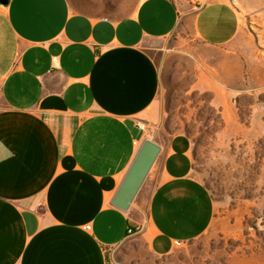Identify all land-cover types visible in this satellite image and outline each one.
Instances as JSON below:
<instances>
[{"label":"crops","instance_id":"obj_1","mask_svg":"<svg viewBox=\"0 0 264 264\" xmlns=\"http://www.w3.org/2000/svg\"><path fill=\"white\" fill-rule=\"evenodd\" d=\"M240 29L230 0H142L122 18L70 0L0 4V264H110L133 237L163 258L205 235L216 204L186 135L155 140L129 211L113 200L152 140L137 125L162 87L149 43L191 30L223 47Z\"/></svg>","mask_w":264,"mask_h":264},{"label":"rangeland","instance_id":"obj_2","mask_svg":"<svg viewBox=\"0 0 264 264\" xmlns=\"http://www.w3.org/2000/svg\"><path fill=\"white\" fill-rule=\"evenodd\" d=\"M70 1L90 15L122 18L142 0ZM230 2L241 29L229 45L208 47L191 30L149 43L162 87L151 116L139 120L154 141L190 138L194 172L216 204L214 223L163 258L130 238L111 251L110 264H264V0Z\"/></svg>","mask_w":264,"mask_h":264},{"label":"water","instance_id":"obj_3","mask_svg":"<svg viewBox=\"0 0 264 264\" xmlns=\"http://www.w3.org/2000/svg\"><path fill=\"white\" fill-rule=\"evenodd\" d=\"M9 1L0 0V4L8 5ZM160 153L161 147L154 140L147 139L144 142L113 200L114 206L123 211L131 209Z\"/></svg>","mask_w":264,"mask_h":264},{"label":"built area","instance_id":"obj_4","mask_svg":"<svg viewBox=\"0 0 264 264\" xmlns=\"http://www.w3.org/2000/svg\"><path fill=\"white\" fill-rule=\"evenodd\" d=\"M137 125H138V127H140L142 130H144V131H146V127L143 125V123L141 122V121H138L137 122ZM147 132V131H146ZM86 229L87 230H91V226H87L86 227ZM142 231V227H136V228H132V229H130L129 231H128V233H129V235H134V234H136V233H139V232H141Z\"/></svg>","mask_w":264,"mask_h":264}]
</instances>
